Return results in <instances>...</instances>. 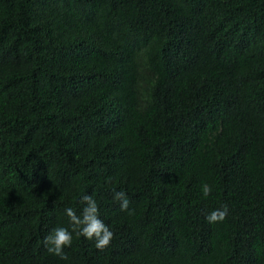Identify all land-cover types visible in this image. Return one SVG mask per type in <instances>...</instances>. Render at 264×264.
I'll use <instances>...</instances> for the list:
<instances>
[{
    "label": "trees",
    "instance_id": "obj_1",
    "mask_svg": "<svg viewBox=\"0 0 264 264\" xmlns=\"http://www.w3.org/2000/svg\"><path fill=\"white\" fill-rule=\"evenodd\" d=\"M0 264H264V0H0Z\"/></svg>",
    "mask_w": 264,
    "mask_h": 264
},
{
    "label": "clouds",
    "instance_id": "obj_2",
    "mask_svg": "<svg viewBox=\"0 0 264 264\" xmlns=\"http://www.w3.org/2000/svg\"><path fill=\"white\" fill-rule=\"evenodd\" d=\"M211 191L212 189L208 184L202 186L203 196H209ZM114 199L121 202L120 207L122 211L128 210L129 200L124 192H115ZM83 202L86 206L82 209L80 216L71 207L65 209V214L69 219V227H56L44 238L43 243L50 254L58 256L61 259H67L64 248L71 247L73 233L87 240H94L95 248L100 251L109 246L114 238V233L99 218L100 213L97 202L88 195L83 197ZM227 213V205H224L222 208L213 210L205 219L209 223L222 222L226 219Z\"/></svg>",
    "mask_w": 264,
    "mask_h": 264
}]
</instances>
